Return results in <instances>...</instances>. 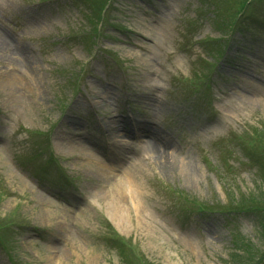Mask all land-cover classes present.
<instances>
[{"label": "rangeland", "instance_id": "374dc122", "mask_svg": "<svg viewBox=\"0 0 264 264\" xmlns=\"http://www.w3.org/2000/svg\"><path fill=\"white\" fill-rule=\"evenodd\" d=\"M0 31V264H264V0H0Z\"/></svg>", "mask_w": 264, "mask_h": 264}, {"label": "bare ground", "instance_id": "6f19581e", "mask_svg": "<svg viewBox=\"0 0 264 264\" xmlns=\"http://www.w3.org/2000/svg\"><path fill=\"white\" fill-rule=\"evenodd\" d=\"M0 40H2V41H4L5 43H7L8 42V39H7V36H4L3 35V33L0 31ZM3 45V44H2ZM4 46V45H3ZM1 55V54H0ZM7 88L9 89V90H11V88L14 86L13 85V81L11 80V79H7ZM152 137H153V141H154V143H152L151 145H150V147H149V151L151 152V153H153V154H155L156 155V157H155V159L157 158V160H159V161H166V153H167V148L169 147V144H168V142L167 141H164V140H162V139H159L158 137H156V136H153L152 135ZM163 164H165V163H163ZM128 183V186L130 187V188H128V189H131V187L133 186V184H132V182L131 181H128L127 182ZM127 186V187H128ZM110 197V196H109ZM116 204H118L116 201H115V199H110L109 201H107V205H108V207H109V212H110V214L112 215V216H114L118 221H122V219H123V213L122 212H120L119 213V215L118 216H116L115 215V213L113 212L114 211V209H113V207L115 208V207H118ZM120 206V205H119ZM111 207H112V209H111ZM120 209L122 210V207L120 206Z\"/></svg>", "mask_w": 264, "mask_h": 264}]
</instances>
